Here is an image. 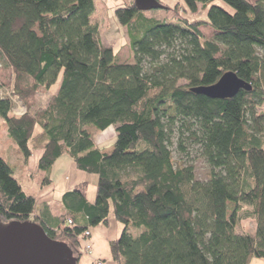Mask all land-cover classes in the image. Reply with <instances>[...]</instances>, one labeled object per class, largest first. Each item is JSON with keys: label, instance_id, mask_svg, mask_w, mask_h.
Returning <instances> with one entry per match:
<instances>
[{"label": "trees", "instance_id": "trees-1", "mask_svg": "<svg viewBox=\"0 0 264 264\" xmlns=\"http://www.w3.org/2000/svg\"><path fill=\"white\" fill-rule=\"evenodd\" d=\"M223 1L232 10L216 0L163 2L164 20L134 1L117 5L134 54L120 61L100 40L95 0H0V89L11 88L27 107L14 115L10 95H0V119L19 155L27 162L44 149L43 184L64 153L98 176L94 202L81 181L63 193V213L45 206L33 215L35 195L0 154V221H37L75 249L113 210L124 224L110 240L116 264H250L264 257V0ZM180 2L192 13L202 4L206 18L184 15ZM203 25L214 29L213 39ZM228 70L251 88L229 98L191 90ZM57 83L46 106L34 110L40 88ZM111 125L114 147L103 152L95 137ZM173 149H196L210 177L198 179L193 163L177 164ZM244 216L255 218L254 234L237 231Z\"/></svg>", "mask_w": 264, "mask_h": 264}, {"label": "rangeland", "instance_id": "rangeland-1", "mask_svg": "<svg viewBox=\"0 0 264 264\" xmlns=\"http://www.w3.org/2000/svg\"><path fill=\"white\" fill-rule=\"evenodd\" d=\"M134 0H97V9L93 14V20L99 24L100 29V40L105 45H110L117 52L118 58L120 61H133L134 54L130 46V40L128 37L127 29L124 25H122L115 16L114 9L117 5L124 2H132ZM165 4L174 5L176 1L180 0H161ZM218 3H221L223 6L232 10V8L223 0H216ZM179 10L184 15L190 18H206L207 11L206 8L199 4L198 10L195 13H192L187 10H182L183 4L181 2L178 4ZM146 15L149 17H153L156 19H166L168 12L164 8H156L145 11ZM203 35L206 39H213L215 35L214 29H212L209 25H203L201 27ZM185 82L184 80L182 83ZM59 84L54 88L46 89L41 87L40 90L35 94L33 109H38L46 106L47 102L51 98L52 94L58 89ZM11 88L0 89V95H5V93L10 92ZM260 110L264 111V104L260 107ZM1 128H0V154L7 159V161H12V158L16 157L13 152H11V148L15 147L16 144L14 140L8 135L7 125L0 119ZM106 131L101 132L96 135L95 140L97 144L103 143L104 137L107 138V146L112 145V141L114 142L116 132L114 128L109 130V133ZM111 134V135H110ZM110 135V137H109ZM41 150L36 149L32 156L30 157L27 168L30 170H36L39 167V158H40ZM173 157L177 164H191L193 163L195 166V174L198 179L204 180L210 177L211 175V167L207 163L206 159L200 155V153L194 149L191 151V154H183L178 150L173 149ZM93 178H97V174L90 173L79 169L75 166L72 161V157L66 153L60 158L53 170L52 173V183L50 186L45 189V191L51 192L50 196H53V200L60 199L62 194L68 189L73 188L74 184L80 180H92ZM22 179V178H21ZM22 181V180H21ZM93 181V180H92ZM28 191V190H26ZM44 191V192H45ZM33 193V192H32ZM249 208L248 206H245ZM109 223L104 224L100 223L96 226H92L93 232L94 230H98L101 233H106L113 238L119 237L124 224L116 219L113 211L110 212ZM237 231L247 232L254 234L256 229V221L252 216H244L240 219L236 226ZM69 243V241L66 239ZM70 244V243H69ZM71 245V244H70ZM74 251L76 253L81 252L82 254H86L87 252L81 246H75ZM252 262V263H251ZM250 264H264V257H253L251 259ZM106 264V263H105ZM107 264H114V262H109Z\"/></svg>", "mask_w": 264, "mask_h": 264}, {"label": "water", "instance_id": "water-1", "mask_svg": "<svg viewBox=\"0 0 264 264\" xmlns=\"http://www.w3.org/2000/svg\"><path fill=\"white\" fill-rule=\"evenodd\" d=\"M138 9L164 8L160 0H134ZM251 85L233 70L224 72L213 84L191 87L193 92L211 98H229ZM73 247L65 240L52 238L34 220L0 221V264H77Z\"/></svg>", "mask_w": 264, "mask_h": 264}, {"label": "crops", "instance_id": "crops-1", "mask_svg": "<svg viewBox=\"0 0 264 264\" xmlns=\"http://www.w3.org/2000/svg\"><path fill=\"white\" fill-rule=\"evenodd\" d=\"M128 1H131V0H128ZM95 2H96V9H97V0H95ZM112 128H114V130H115V127L113 125H111V126L107 127L105 130H103L102 133L106 131V134H107V132L109 133V130ZM39 131H40V128H37V132H39ZM7 132H8V130H7ZM110 135H109V137H110ZM115 140H116V136H115ZM115 140H114V142L112 141L111 147L107 146L108 142H110V141L107 142V138H105V137L103 139V143L97 144L96 140H95V143L97 146H99L102 149L103 152H110L114 147ZM36 149L41 150V152H40V157H41L43 152H44V149L43 148H36ZM34 151H33V153H34ZM11 152H13V154L16 156V157L12 158V161H9L14 168L15 176L19 179L23 189L25 191L28 190L26 192L35 195V197L37 199V208H36V211L34 212L33 215L41 214L42 211L44 210L45 206H47L49 208L52 215H54V216L60 215L61 213H63L65 211V208H64V205L62 203V196L60 199H57L54 201L52 198L53 196H50L51 195L50 190H49V192L45 191V189H47V187H51L50 185L52 183H46V184L42 183L43 175L40 173L39 167L36 170H30L27 168L28 161L32 155L28 158L27 162L26 161L24 162V160H22L21 156L19 155L17 144L15 147L11 148ZM64 154H66V153H64ZM63 155L58 157L53 164V167H52L51 172H50V179L51 180H52V173H53V170L55 168V165H56L57 161L60 158H62ZM39 160H40V158H39ZM72 161H73V159H72ZM92 180L83 179V180L76 182L74 184V186L81 181H88L89 186H88V191H87V197H88L89 201L94 202L95 198H96L98 176H97V178H93ZM90 231L92 234L91 240L93 242V251H92V253H86V254H82V255L80 254L78 264H94V260L97 258L103 259L106 264L108 263V261L111 263L114 262V264H116L115 261L113 260L111 247H110V240L114 239V238L111 237L110 235L106 234V233H101L98 230H94V232H93L92 227H90ZM78 253H81V252H78Z\"/></svg>", "mask_w": 264, "mask_h": 264}, {"label": "built area", "instance_id": "built-area-1", "mask_svg": "<svg viewBox=\"0 0 264 264\" xmlns=\"http://www.w3.org/2000/svg\"><path fill=\"white\" fill-rule=\"evenodd\" d=\"M0 67H1V62H0ZM6 94L10 95L12 99L13 102L12 112L14 115L21 116L27 112L26 105L21 100V98H19L18 95L13 94L11 92L5 93V95ZM91 237L92 234L90 229L85 230V232L81 234L79 237L80 244L87 253H92L93 251V242L91 240ZM94 264H105V261L101 258H97L94 260Z\"/></svg>", "mask_w": 264, "mask_h": 264}]
</instances>
